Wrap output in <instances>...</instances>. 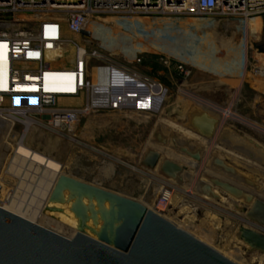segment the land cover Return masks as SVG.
I'll list each match as a JSON object with an SVG mask.
<instances>
[{
  "label": "rangeland",
  "instance_id": "obj_1",
  "mask_svg": "<svg viewBox=\"0 0 264 264\" xmlns=\"http://www.w3.org/2000/svg\"><path fill=\"white\" fill-rule=\"evenodd\" d=\"M129 23L152 30V36L140 37L108 22L104 23L108 24L106 30L96 34L92 46L106 47L99 49L105 55L108 50L115 52L113 60L126 62L147 80L161 84L166 92L160 107L92 111L70 128L58 130L31 126L22 142L61 163L62 174L137 200L150 209H155L153 202L162 181L170 182L173 185L170 202L159 214L237 264H264V253L248 250L237 238L241 225L264 232L244 215L242 209L248 204L217 188L221 195L218 199L198 190L201 181L217 177L264 198V90H261L264 88H257V85L264 87V17L250 19L246 29L239 18L224 16L156 15L132 18ZM167 33L172 36L171 41L162 39ZM67 35L91 47L80 36ZM135 54L140 61L132 63ZM98 63L96 59L90 60L88 77L96 92H101L96 99L102 97L108 81L105 73V78L93 84L92 66ZM226 79L234 81L229 88L234 105L228 108ZM225 110L231 112L229 117ZM202 111L219 120L209 141L189 125L192 113ZM157 128L166 138L165 143L153 137ZM22 130V125L16 123L9 135L7 125L0 127V181L10 182L0 206H9L14 199L20 203L23 200V205L36 210L41 196L38 185L48 187L53 175L47 177L49 171L34 163L28 167L35 169V173L28 172L27 163L24 170L19 168L21 162L15 158ZM172 137L179 144L201 147V160L195 161L179 151L172 144ZM148 149L158 150L161 158L187 165L183 182L168 180L157 169L143 167L140 160ZM213 157L233 166L235 174L213 165ZM44 209L38 216L28 210L22 215L28 218L32 215L35 223L64 237L74 235L77 229L58 221L60 218L54 213L48 215L62 209ZM87 222L83 231L95 237L91 231L93 222Z\"/></svg>",
  "mask_w": 264,
  "mask_h": 264
},
{
  "label": "built area",
  "instance_id": "obj_2",
  "mask_svg": "<svg viewBox=\"0 0 264 264\" xmlns=\"http://www.w3.org/2000/svg\"><path fill=\"white\" fill-rule=\"evenodd\" d=\"M156 15L237 17L246 29L249 19L264 17V0H0V63L3 64L0 69L3 68L6 84L5 88H0V127L7 125L10 135L16 123L22 125L19 136L22 142L31 126L52 130L70 128L81 116L101 109L152 110L139 106L136 93H113L108 81L102 97L96 99L99 93L88 78L91 59L99 61L92 66L93 71H117L145 85L149 90L148 106L160 98V107L166 92L161 84L147 80L126 62L113 60L115 52L108 50L105 55L99 49L101 46H92L94 37L106 30L108 24L104 23L108 22L114 28L150 37L152 30L132 26L129 21ZM84 30L90 35L82 34ZM67 33L80 36L81 41L91 47L79 44ZM171 38L168 33L162 36L165 41H171ZM132 57V63L140 61L138 55ZM67 59H70L69 63ZM65 69L74 75V91L43 89L44 73ZM153 88L160 91L161 97H157L159 93L153 92ZM172 190L170 182L162 181L153 202L154 211L160 213L168 206Z\"/></svg>",
  "mask_w": 264,
  "mask_h": 264
},
{
  "label": "water",
  "instance_id": "obj_3",
  "mask_svg": "<svg viewBox=\"0 0 264 264\" xmlns=\"http://www.w3.org/2000/svg\"><path fill=\"white\" fill-rule=\"evenodd\" d=\"M81 33L90 35L86 30ZM112 74L122 80L118 83L112 79L113 93L144 94V105L140 107H148L145 85L117 71ZM218 123L217 118L202 111L192 113L189 125L197 135L209 141ZM153 137L166 142L158 128ZM171 141L188 157L201 160V147L179 144L176 137ZM212 163L226 173L235 174V168L219 157H213ZM140 164L157 169L161 176L179 183L183 182L187 170L185 164L161 158V153L155 149H148ZM206 179L207 182L201 181L198 185L201 194L218 199L219 195L213 190L217 188L243 199L248 204L242 209L246 218L264 230V198L224 179ZM245 181L253 185L250 180ZM9 184L0 181V204ZM65 192L67 200L71 201L69 208L79 223V229L71 238L0 206V264H237L137 200L61 173L49 198L63 202ZM89 220L93 222L91 231L95 237L83 231ZM237 238L248 250L264 253V232L241 225Z\"/></svg>",
  "mask_w": 264,
  "mask_h": 264
},
{
  "label": "bare ground",
  "instance_id": "obj_4",
  "mask_svg": "<svg viewBox=\"0 0 264 264\" xmlns=\"http://www.w3.org/2000/svg\"><path fill=\"white\" fill-rule=\"evenodd\" d=\"M253 18H255V17H253ZM249 20L247 21V23L249 22ZM0 65L3 66V64H1V63H0ZM92 73L94 76V80H93V84H94L96 81L105 78L106 71L104 69H103V71L102 70H99V71L95 70ZM107 74H108V82L109 83L110 82L112 83V79L118 80V83L122 82V80H120V78L116 77L114 74H112L110 72H107ZM73 76L74 75L71 72H69L68 69H65V71H60L57 73L56 72L55 73L46 72L43 74L42 87L46 91H53V92L55 91V92H64V93L72 92L75 89L74 88V82H73ZM5 87H6L5 74H4L3 68H1L0 69V88H5ZM29 88H33V87L30 86ZM153 90H154L153 92L159 93V96H157V97H161L160 91H158V89L153 88ZM98 93L101 95L100 91H98ZM99 94H96V95L100 96ZM136 96L138 97L139 106H142V104L144 103V100H142V99H143V97H145V95L144 94H137ZM148 96H149V90H148ZM159 99L156 102H152L151 106L149 105L148 107L149 108L151 107L152 110H157L158 109L157 107H159V105H158L159 104L158 101H160ZM67 101L69 102L71 100L68 99ZM25 124L27 125V123H25ZM187 133H189V131H187ZM16 153H17V155H16L15 159H17L18 163L21 162L19 164L20 165L19 168L24 170L26 165L28 167V166H31L30 163H34V164H37L39 166H43L44 168H46L49 171V174L47 175V177H50L53 175V178H52L51 183L48 187L43 186L41 182H39L41 184L38 183L39 184L38 187L40 190L39 195H41V196H39L40 197V203H39V207L36 210L35 209L31 210L30 209L31 207L28 208L26 206V204L23 205L22 203H25V201L21 200L22 203H20V201H17L14 199H12L10 201L9 206H2V207L4 209H6L10 212H13L19 216H22V217H24L22 215V213L26 212L27 210L33 216H35L38 213H40L41 210H43L44 208L45 209H48V208L52 209L54 207L56 210L62 209L61 211H58V212H49L48 215H53V213H54L55 215H57L58 218H60V219H58V221H60L62 223H68L69 225L73 226V228L75 230L76 229L78 230L79 229V223L76 220V217L73 216V213L69 208L71 201L67 200L66 192L63 194V197H64L63 202L51 201L49 198L51 195V192L54 188V185H55L59 175L61 174V171H62L61 170L62 169L61 163H59L58 161H56L52 158L46 157L43 154H41L35 150L30 149L29 147L24 145V143L21 142V140L19 141ZM25 163H27V164L25 165ZM27 169H28V172L35 173V169L32 170L29 167ZM213 190L215 191V193H217L215 188H213ZM217 194L219 195V197H221V195L219 193H217ZM84 201L86 202V200H84ZM21 205H23V207ZM32 215L29 218L28 217H24V218H27L30 221H34V220H32V218H33Z\"/></svg>",
  "mask_w": 264,
  "mask_h": 264
},
{
  "label": "crops",
  "instance_id": "obj_5",
  "mask_svg": "<svg viewBox=\"0 0 264 264\" xmlns=\"http://www.w3.org/2000/svg\"><path fill=\"white\" fill-rule=\"evenodd\" d=\"M252 30H253V28H252ZM244 80V79H243ZM246 80V79H245ZM241 83H243V84H247L246 82H243L242 80L240 81ZM233 85H234V81L232 80V81H230L229 79H226V82H225V94H226V104L228 105L227 106V108L230 106H232V105H234V102H233V95L231 96L230 95V92H229V88L230 87H233ZM250 86H252V85H249V87ZM260 86V85H259ZM250 88H252V87H250ZM257 88H264V87H258V85H257ZM261 90H264V89H261ZM229 92V93H228ZM233 94V93H232ZM231 96V98H228V97H230ZM229 99V100H228ZM230 99H232V100H230ZM212 102H214V103H216V104H220V102L219 101H217V100H211ZM223 104V103H222ZM221 105V104H220ZM222 108V107H221ZM225 113H226V116L227 117H229V115H230V111H228V110H225ZM212 116V115H211Z\"/></svg>",
  "mask_w": 264,
  "mask_h": 264
}]
</instances>
